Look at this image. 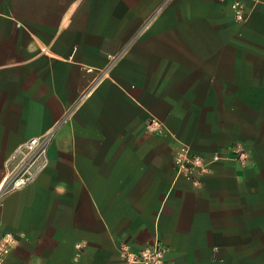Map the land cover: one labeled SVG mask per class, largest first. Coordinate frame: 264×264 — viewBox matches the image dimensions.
Returning <instances> with one entry per match:
<instances>
[{"label": "crops", "instance_id": "0c3cea01", "mask_svg": "<svg viewBox=\"0 0 264 264\" xmlns=\"http://www.w3.org/2000/svg\"><path fill=\"white\" fill-rule=\"evenodd\" d=\"M246 6L0 0V264H122L120 244L155 241L166 264L243 256L264 233V0ZM53 127L47 166L9 189L11 153ZM235 143L247 165L178 174L181 144Z\"/></svg>", "mask_w": 264, "mask_h": 264}, {"label": "built area", "instance_id": "2783aa9c", "mask_svg": "<svg viewBox=\"0 0 264 264\" xmlns=\"http://www.w3.org/2000/svg\"><path fill=\"white\" fill-rule=\"evenodd\" d=\"M226 3L235 21H245L249 16L246 0H216ZM62 121H65L63 118ZM151 131L161 128L160 122L151 117L147 122ZM55 127L45 133L31 137L20 144L11 153L5 163L4 180L9 189L26 185L36 179L47 166V148L54 136ZM251 158V151L240 143L230 145L223 150H215L208 156L193 153L190 148L181 144L174 155L177 172L193 184L198 183V176L207 172L218 160H233L245 166ZM16 241L12 233L5 232L1 236L0 253L10 248ZM166 248L158 241L140 249H132L126 244L119 245V256L122 264H164Z\"/></svg>", "mask_w": 264, "mask_h": 264}, {"label": "rangeland", "instance_id": "374dc122", "mask_svg": "<svg viewBox=\"0 0 264 264\" xmlns=\"http://www.w3.org/2000/svg\"><path fill=\"white\" fill-rule=\"evenodd\" d=\"M260 231H262V228L258 227V233L251 235L253 241L242 242V257L229 259L212 258L210 264H264V233ZM164 264H166V259Z\"/></svg>", "mask_w": 264, "mask_h": 264}]
</instances>
